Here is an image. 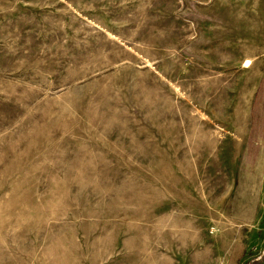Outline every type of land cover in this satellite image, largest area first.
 <instances>
[{"label": "rangeland", "instance_id": "374dc122", "mask_svg": "<svg viewBox=\"0 0 264 264\" xmlns=\"http://www.w3.org/2000/svg\"><path fill=\"white\" fill-rule=\"evenodd\" d=\"M0 264H264V0H0Z\"/></svg>", "mask_w": 264, "mask_h": 264}]
</instances>
